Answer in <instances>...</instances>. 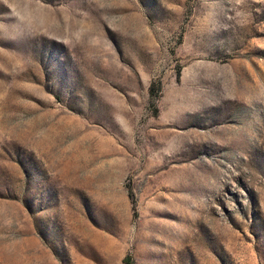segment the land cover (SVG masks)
I'll return each mask as SVG.
<instances>
[{
  "label": "rangeland",
  "instance_id": "rangeland-1",
  "mask_svg": "<svg viewBox=\"0 0 264 264\" xmlns=\"http://www.w3.org/2000/svg\"><path fill=\"white\" fill-rule=\"evenodd\" d=\"M0 264H264V0H0Z\"/></svg>",
  "mask_w": 264,
  "mask_h": 264
},
{
  "label": "trees",
  "instance_id": "trees-1",
  "mask_svg": "<svg viewBox=\"0 0 264 264\" xmlns=\"http://www.w3.org/2000/svg\"><path fill=\"white\" fill-rule=\"evenodd\" d=\"M154 88L151 89V95L153 96Z\"/></svg>",
  "mask_w": 264,
  "mask_h": 264
}]
</instances>
